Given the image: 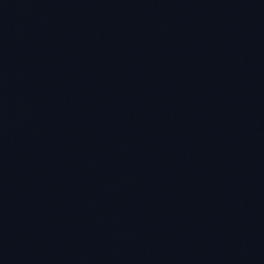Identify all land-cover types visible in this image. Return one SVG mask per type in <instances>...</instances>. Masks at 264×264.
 I'll use <instances>...</instances> for the list:
<instances>
[{
  "label": "water",
  "instance_id": "95a60500",
  "mask_svg": "<svg viewBox=\"0 0 264 264\" xmlns=\"http://www.w3.org/2000/svg\"><path fill=\"white\" fill-rule=\"evenodd\" d=\"M0 264H264V0H0Z\"/></svg>",
  "mask_w": 264,
  "mask_h": 264
}]
</instances>
